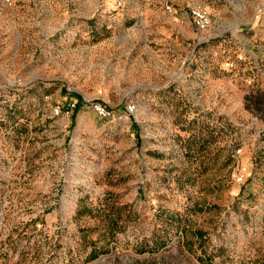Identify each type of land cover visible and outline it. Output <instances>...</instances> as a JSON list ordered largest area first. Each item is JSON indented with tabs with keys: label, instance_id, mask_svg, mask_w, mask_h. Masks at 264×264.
Returning a JSON list of instances; mask_svg holds the SVG:
<instances>
[{
	"label": "rangeland",
	"instance_id": "374dc122",
	"mask_svg": "<svg viewBox=\"0 0 264 264\" xmlns=\"http://www.w3.org/2000/svg\"><path fill=\"white\" fill-rule=\"evenodd\" d=\"M0 264H264V0H0Z\"/></svg>",
	"mask_w": 264,
	"mask_h": 264
},
{
	"label": "crops",
	"instance_id": "0c3cea01",
	"mask_svg": "<svg viewBox=\"0 0 264 264\" xmlns=\"http://www.w3.org/2000/svg\"><path fill=\"white\" fill-rule=\"evenodd\" d=\"M152 5V6H149ZM150 8L155 9L156 11L151 13L149 11ZM135 10L138 12L141 10L143 14L149 15L154 14L156 17L153 19L158 24L157 26V42L156 48L153 50H149L148 48H143V51H146L145 55H151L157 57L158 60V69L155 71L152 81L151 87L154 89H161V88H172V83L175 81L174 79V64L173 58L176 56L177 52H180L178 49L175 48V40L177 35H181L185 33L187 28V24L185 23V16L181 19H177V17H173L172 15H167L164 11L161 10V7L158 4H121L120 9L124 12L127 10ZM127 13V12H126ZM130 18H118L116 17L117 24L120 22L128 21ZM145 24H147L149 17L143 16ZM183 26V29L181 28ZM182 37V36H181ZM175 39V40H174ZM167 58V61L164 60ZM171 65V66H170ZM155 99V98H154ZM160 99V98H159ZM199 104H202L200 101H197Z\"/></svg>",
	"mask_w": 264,
	"mask_h": 264
},
{
	"label": "built area",
	"instance_id": "2783aa9c",
	"mask_svg": "<svg viewBox=\"0 0 264 264\" xmlns=\"http://www.w3.org/2000/svg\"><path fill=\"white\" fill-rule=\"evenodd\" d=\"M167 11H170V7H166L165 8ZM194 16L197 18V19H201L202 18V14H200L199 12H195L193 13ZM73 107V106H72ZM126 112L127 113H131L133 110H134V106L133 105H129V106H126ZM93 110L94 112L100 117V118H103V119H107L110 117V113L108 112V110H106L103 106H100V105H95L93 106ZM241 179L239 178L238 181H240Z\"/></svg>",
	"mask_w": 264,
	"mask_h": 264
}]
</instances>
